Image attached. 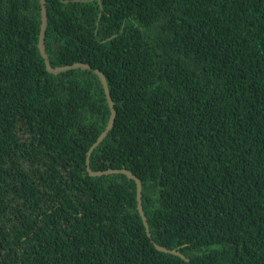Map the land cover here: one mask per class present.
I'll use <instances>...</instances> for the list:
<instances>
[{
	"label": "trees",
	"instance_id": "16d2710c",
	"mask_svg": "<svg viewBox=\"0 0 264 264\" xmlns=\"http://www.w3.org/2000/svg\"><path fill=\"white\" fill-rule=\"evenodd\" d=\"M101 1L48 0L47 52L53 67L106 75L117 119L97 151L119 156L130 120L126 167L143 180L150 236L134 181L97 186L78 171L110 116L98 77L48 73L39 0H0V128L4 109L25 100L13 134L0 132V264H264V0ZM174 42L191 92L184 114L158 105Z\"/></svg>",
	"mask_w": 264,
	"mask_h": 264
},
{
	"label": "clouds",
	"instance_id": "9594fccd",
	"mask_svg": "<svg viewBox=\"0 0 264 264\" xmlns=\"http://www.w3.org/2000/svg\"><path fill=\"white\" fill-rule=\"evenodd\" d=\"M60 1L62 3H65V4H69L70 3V0H60ZM87 1H90V0H78V1L75 0L76 3H84V2H87ZM47 2H48V0H47ZM93 2H95V1H93ZM39 3H40V0H39ZM87 3H90V2H87ZM99 5H100V10H102L103 9L102 3L99 4ZM46 6H47V4H46ZM182 7H185L184 1H182ZM40 8H41V5H40ZM47 12H48V7H47ZM100 19H101V16H100L99 20ZM48 22H49V15H48ZM41 24H42V17H41ZM47 29H48V27H47ZM123 31H124V26L122 27L121 32H123ZM40 32H41V30H40ZM97 33L98 32H96V34ZM46 37H47V32H46ZM114 37H116V35L113 36L112 38H114ZM164 44H165V42H164ZM177 48H178L177 42H174V44L167 45L166 52L163 55V57L160 59V70H159V73H160V76H161L162 80L164 81V83L166 84V86H167V88L169 90V94H160L159 97H158V105L160 107H162V108H173L179 114H184L185 112H184V110H182L181 105H182L183 102H185L186 97L191 92H190V87H189L188 83L183 78V75H182L181 71L179 70V67H178V65L176 63ZM44 63H45V61H44ZM75 64H78V63H75ZM75 64H73V65H75ZM82 64H87V63H82ZM73 65H70V66H73ZM87 65H89V64H87ZM45 66H46V64H45ZM51 66H52V64H51ZM89 66L92 68V70H82V69H75V70L93 72L98 77V79L100 81V84L102 86V89H103V93H104L107 105H108V99H107V96H106V93H105L104 86H103L99 76L95 73V71H100L105 76L106 82H107V86H108V89H109V92H110V97L112 98L108 79H107L106 75L104 74V72L101 69H95L91 65H89ZM54 68H56V67H54ZM165 68L170 69L172 71V73L175 75V78H174V81H173L174 83H171L169 78L167 76H165V74H164ZM70 71H73V70H70ZM67 72H69V71H67ZM64 73H66V72H64ZM54 76H57V75H54ZM59 83H61V82H59ZM173 85L175 87H173ZM65 90H66V87L64 86V84L61 83V84L57 85L56 91H65ZM177 91H179V96H181V99H179L178 101H177ZM57 95L60 96V97L61 96H66V97L68 96V95H65V94H57ZM112 100H113V98H112ZM24 101L25 100H19L18 103H16V105L13 108L11 107V105L6 107L4 109L5 113L1 114L2 118H8V119L11 118L10 123H7V122H4L3 120H1L2 126L0 128V132H1V135L3 136V139L7 138L8 136H10V134H13V129H14V125H15L16 119L13 120V118L11 117V113L12 114L18 113V109L21 107V105L24 103ZM108 107H109V105H108ZM78 112H81V111H74L70 116L75 115ZM116 119H117V111H116V116H115V119H114L113 128L108 132V134L114 129L115 123H116ZM30 120L31 119H25L24 120V122L26 123L27 126H30ZM109 120H110V116H109V119H108L107 126L109 124ZM129 121L125 124V126L122 128V130L120 131V133L118 135L119 139L124 144V151L119 156H111L109 154L97 151L98 147L101 145V143L104 141V139L108 135L107 134L106 137L99 143V139L101 138V136L105 133V131L107 129V126H106L105 130L101 133V135L99 136L98 140L89 148L88 151L85 152V155L78 161L77 167H78V171H79L80 175H88L89 177L97 178L98 179L97 186L102 184V183H104V182H106V181H111L112 183L117 185V184L120 183L122 177H124V176L127 177L129 180H132L126 175L127 172H132V171L128 170L126 166H129L134 161V159H135V150H136L135 143L133 141V138H132V135H131V131H130V127H129ZM128 139H131V143L129 145L127 143ZM134 175L140 179L141 184H142V188L144 189V183H143L142 178L140 176L136 175V174H134ZM132 181H134V180H132ZM134 183H135V186H136V182L135 181H134ZM119 193H120L119 190H114V191L112 190L111 199L115 198V195H118ZM136 193H137V187H136ZM142 197H143V192H142ZM142 205H143V200H142ZM143 209H144V205H143ZM144 212H145V210H144ZM139 214H140V212H139ZM145 215H146V213H145ZM9 230H10V232H12L14 235L17 236V238H15L10 243V245H12L18 240L17 222H13L9 226ZM37 233L44 239V241H46L48 243H51L52 245H55V238L60 236L56 232L55 229H53V228H51L49 226H46V225L40 226L37 229ZM154 244L158 245L160 247H163L160 244H157V243H154ZM163 248H165V247H163ZM166 249H168V248H166ZM169 250H172V249H169ZM168 255H171V254H168ZM184 257L186 259H183V260L189 263L190 260L186 256H184ZM5 262L3 264H5Z\"/></svg>",
	"mask_w": 264,
	"mask_h": 264
},
{
	"label": "water",
	"instance_id": "95a60500",
	"mask_svg": "<svg viewBox=\"0 0 264 264\" xmlns=\"http://www.w3.org/2000/svg\"><path fill=\"white\" fill-rule=\"evenodd\" d=\"M93 1H98L99 4L102 3L101 0H90V1H87V2H93ZM46 4H47V0H40L42 24H41V32H40L39 42H38V49H39V52H40V54L42 55V57H43V59L45 61L47 71L50 74H52V75H59L61 73H64V72H67V71H70V70H75V69L92 70V68L89 65L82 64V63H78V64H75L73 66H64V67H56V68L51 66L49 55L47 53V45H46V32H47V27H48V12H47ZM95 73L99 76V78H100V80H101V82H102V84L104 86L105 93H106V96H107V99H108L109 109H110L109 124L107 126V129H106L105 133L99 139V143H100L106 137L108 132L113 128L114 119H115V116H116V110H115V107H114L115 104H114L112 98L110 97V92H109V89H108V86H107V82H106L105 76L100 71H95ZM126 175L130 179H132V180H134L136 182L138 211L140 212L141 219L143 221V224L146 227L147 234L150 236V228H149L148 220H147V217L145 215V212H144V209H143V205H142L143 188H142L141 181L132 172H127ZM155 247H156V249L158 251H160L162 253L179 256L182 259H186L182 253L177 252L176 250H169V249L160 247L158 245H155Z\"/></svg>",
	"mask_w": 264,
	"mask_h": 264
}]
</instances>
